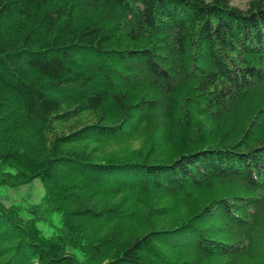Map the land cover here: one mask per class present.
Listing matches in <instances>:
<instances>
[{
	"label": "trees",
	"instance_id": "trees-1",
	"mask_svg": "<svg viewBox=\"0 0 264 264\" xmlns=\"http://www.w3.org/2000/svg\"><path fill=\"white\" fill-rule=\"evenodd\" d=\"M36 178L0 264H264V0H0V185Z\"/></svg>",
	"mask_w": 264,
	"mask_h": 264
},
{
	"label": "rangeland",
	"instance_id": "rangeland-1",
	"mask_svg": "<svg viewBox=\"0 0 264 264\" xmlns=\"http://www.w3.org/2000/svg\"><path fill=\"white\" fill-rule=\"evenodd\" d=\"M234 3L245 6L246 0H234ZM44 194L45 188L39 178L19 186L0 185V201L5 205L40 203L43 200ZM58 219V216L54 217L56 222ZM40 226L43 227L47 233L50 232V229L44 224H40Z\"/></svg>",
	"mask_w": 264,
	"mask_h": 264
}]
</instances>
